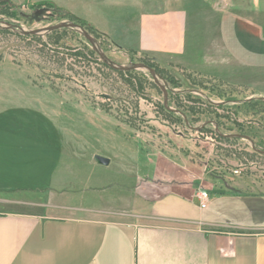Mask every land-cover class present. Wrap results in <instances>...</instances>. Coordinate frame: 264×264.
<instances>
[{"label": "crops", "instance_id": "crops-1", "mask_svg": "<svg viewBox=\"0 0 264 264\" xmlns=\"http://www.w3.org/2000/svg\"><path fill=\"white\" fill-rule=\"evenodd\" d=\"M118 1L129 7L115 29L85 20L121 50L216 78L218 62H229L215 58L222 51L200 57L189 43L193 0ZM200 3L223 18L228 54L242 60L250 53L245 60L264 65L261 0ZM250 34L243 43L240 36ZM22 58L0 56V264H264V192L198 184L202 177L189 165L157 159L150 190L146 180L136 186L144 202L120 209L59 191L57 137L29 95L45 88L31 83L29 56Z\"/></svg>", "mask_w": 264, "mask_h": 264}, {"label": "rangeland", "instance_id": "rangeland-1", "mask_svg": "<svg viewBox=\"0 0 264 264\" xmlns=\"http://www.w3.org/2000/svg\"><path fill=\"white\" fill-rule=\"evenodd\" d=\"M261 1L264 4V0ZM0 2L8 3L7 6L0 4V21L22 25L28 30L73 21L69 18V9L84 20L115 29L120 22L117 17L128 12L129 7L118 0ZM190 4L189 43L196 46V54L204 57L207 51H222L224 53L215 58L229 57V62H218L215 69L218 78L187 75L209 88L224 91L227 96L245 98L252 93L256 97L264 96V65L258 68L255 59L245 60L250 53L243 55L242 60L228 54L224 38L229 30L224 29L223 18L222 23L219 22L220 14L214 15L200 0ZM42 7H48L51 12L44 21H31L25 16ZM131 20L129 24L135 22L136 16ZM7 29L0 27V56L12 55L20 62L22 54L29 56L31 83L45 88L44 91L31 89L29 95L31 108L40 107L41 115L53 125L57 137L56 148L62 154L55 181L59 191H66L67 196L82 195L85 203L107 204L117 209L132 200H137L138 205L142 199L136 186L146 180L145 190L149 191L153 186L156 160L167 158L193 167L202 177L198 184L203 180L214 188L227 189L228 185L243 192H264V155L252 152L243 140H219L208 131L202 133L171 123L159 109L163 94L158 86L152 85L154 81L149 72L133 70L129 73L111 68L101 60L89 40L75 29L62 28L39 35ZM90 33L117 64L139 61V55L118 49L107 38ZM253 36L240 37L244 43L245 38L249 41ZM247 49L249 52L250 47ZM209 90L206 89V95ZM212 98L222 100L217 96ZM231 115L235 118L233 113ZM245 116L241 115L240 119L259 127L258 122H247L249 117ZM194 125L199 126L201 122ZM259 130L264 132L263 128ZM95 155L109 158L110 163L99 164Z\"/></svg>", "mask_w": 264, "mask_h": 264}, {"label": "trees", "instance_id": "trees-1", "mask_svg": "<svg viewBox=\"0 0 264 264\" xmlns=\"http://www.w3.org/2000/svg\"><path fill=\"white\" fill-rule=\"evenodd\" d=\"M1 4V2H0ZM7 2H2L1 5H6ZM9 8V7H8ZM1 9V8H0ZM23 14L22 12H20ZM10 14V13H9ZM69 18H71L74 22L81 24L84 26L87 30L92 32L93 34H96V36L101 38H107L111 44L116 46L118 49H120L106 34L99 31L95 26H93L91 23L87 22L84 19H81L74 14L70 13ZM6 31H12V29H7ZM134 54V52H131V54ZM136 54V53H135ZM146 56H140V59L143 60ZM161 69V68H159ZM164 71L166 69L163 68ZM160 71V70H159ZM129 73H132L134 71H128ZM168 73V71H166ZM189 80L192 84H195L203 89H210L208 95L209 96H217L221 99H225L226 93L219 89L209 88L206 84L200 83L196 80H192L189 75H187ZM165 77L170 80L173 87H181L182 83L177 80L175 77H173L170 73L165 75ZM142 82V81H141ZM154 87H157L154 82H152ZM141 88H144L143 85H141ZM181 96L177 95L173 98L172 104L177 103V107L183 109L187 115L189 116L192 124H197L201 121L208 120V119H214L219 123L220 129L224 133H230V132H239L250 135L257 143V145L264 150V132L262 130H259L260 128L264 129V99L260 100H253L247 104L243 105H224L220 106L221 108L225 109L227 112L222 114L217 112L216 106L206 99L193 94H188V99L192 103H190L187 106H184V104L179 100ZM181 99V98H180ZM161 111L166 114V117L169 119H172L175 122H179L180 124L186 126L182 120V118L172 112H169L165 109L163 105H161ZM231 111V112H230ZM233 113L236 118H241V115L244 117V115L248 116V120L252 121V124L254 122H258L260 125L259 127H256L254 125H246L241 122H239L237 119H234L231 114ZM261 115V116H259ZM245 116V117H246ZM258 117V118H257ZM204 131H214L211 126H208L204 129ZM219 139H222L219 137ZM228 140V139H227Z\"/></svg>", "mask_w": 264, "mask_h": 264}, {"label": "water", "instance_id": "water-1", "mask_svg": "<svg viewBox=\"0 0 264 264\" xmlns=\"http://www.w3.org/2000/svg\"><path fill=\"white\" fill-rule=\"evenodd\" d=\"M50 14H51V12H50L48 7H42V8L37 9L35 12L30 14L29 16L27 14H25V16L26 17L28 16L31 21L41 22V21H44L45 19H47ZM0 27L9 28V29L18 31V32L25 34V35L47 34V33L53 32L55 30L62 29V28H71V29L78 30L89 40L93 49L99 54L101 60L105 64L110 66L111 68H113L115 70H119V71L142 70L145 72H149L151 74V76L153 77L154 81L159 85V87L162 89V91L165 94V106L168 109H172L168 105V90H167L168 83L166 82L164 77L159 72H157V70L155 68L151 67L150 65H148L144 62H133V61H131L128 64H117L114 60H112L106 54L104 49L101 47L100 41L97 40L89 31H87L85 29L84 26H82L79 23H76L73 21H62V22H59L57 24H52V25L28 30L22 25H18L15 23H7L6 21H0ZM151 60L156 62L159 65H162L172 76H174L175 78L180 80L186 87L192 88V84H191L190 80L187 78V76H185V74L182 71H180L179 69H176L173 65H171V64H169V63H167V62H165V61H163V60H161L155 56H152ZM105 96L109 97L108 95H105ZM186 121L189 124L187 119H186ZM214 124L217 127L216 123H214ZM204 125H205V123L202 124V126H204ZM202 126H199V127L191 126V128H195L197 130H200L202 128ZM217 130H218V128H217ZM224 136L246 138L251 142L254 150H256L257 152L264 155V150L256 147L255 142L251 138H249L245 135H240V134L225 135L224 134ZM95 160L99 164H102V165H108L110 163V159L105 157V156H102V155H95Z\"/></svg>", "mask_w": 264, "mask_h": 264}, {"label": "flooded vegetation", "instance_id": "flooded-vegetation-1", "mask_svg": "<svg viewBox=\"0 0 264 264\" xmlns=\"http://www.w3.org/2000/svg\"><path fill=\"white\" fill-rule=\"evenodd\" d=\"M27 18H29V17L27 16ZM138 62H144V63L150 65L151 67L155 68V69L157 70V72H159V73L164 77V79L166 80V82L168 83V88H167V90H168V105H169V107L172 108V109H168V108L165 106V94H164V92L162 91V89L159 87V85H158V84L154 81V79H153L154 83L156 84V86H158V87L160 88L161 93L163 94V101H162V103L159 104V105H160V106H159V109H161V105H163L167 111L172 112V113H174V114L180 116V117L182 118L184 124L186 125L185 127H187V128H191V126H193V127H199V126H202V124L205 123V125L202 126V128L199 130V131H201L202 133L205 132L204 129H205L206 127L211 126V127L213 128L214 131H208V132L212 133L217 139H219V137L222 138V139H219V140H227V139H228L227 141L243 140V141H245V142L248 144V146L250 147V149H251L252 152L256 151V150H254V148H253L251 142H250L248 139H246V138H241V137H227V136H224V134H225V135H229V134H240V135H245V136L251 138V139L255 142L256 147L260 148L259 146H257L256 141H255L250 135H248V134L239 133V132H230V133H224V132H222L221 129H220L219 123H218L216 120H214V119H208V120L201 121V125H199V126H196V125L192 124V123H191V120H190V118H189V116L187 115V113H186L183 109L177 107V103L172 104V101H173V98H174L175 96L180 95V96H181V97H180L181 99L179 98V100L184 104V106H187V105H189L190 103H192V102L189 101V99H188V94L198 95V96H200V97L206 99V100L209 101L210 103L214 104V105L216 106L217 112L224 114V113H226L227 111H226L225 109L221 108L220 106H224V105H231V106L243 105V104H247V103H249V102H251V101H253V100L264 99V96H257V97H256V96H253V93H252L250 96H246L245 98H237V97H234V96H227V95H226L227 98L222 99V100H220V101H216V100H214L211 96L205 94V91H206L205 89L200 88L199 86H197V85H195V84H192V83H191V84H192V88H188V87H186V86H185V85L179 80V81L182 83V86H181V87H173L172 84H171V82H170V80H168V79L164 76V74H163V73H165V71L163 70L164 67H163L162 65H159V64H157L156 62L152 61V60H151V57L146 56L143 60H139ZM161 67H162V69H159V68H161ZM164 69H165V68H164ZM159 70H160V71H159ZM166 71H167V70H166ZM168 73H169V72H168ZM183 73H184V72H183ZM184 74H185V76H187L186 73H184ZM166 75H167V74H166ZM173 77H174V76H173ZM152 78H153V77H152ZM187 78H188V76H187ZM176 79H177V78H176ZM188 79H189V78H188ZM177 80H178V79H177ZM190 82H191V81H190ZM219 90H220V89H219ZM167 119H168L171 123H177V124H180L179 122H175V121H173L172 119H169V118H167ZM186 119L188 120L189 124L187 123ZM234 119H237L239 122L248 125L245 121L241 120L240 118H236V117H235ZM247 122H249L250 124L252 123V121H250V120H247ZM214 123H216L217 127L215 126ZM217 128H218V130H217ZM194 129H195V128H194ZM206 132H207V131H206ZM260 149H261V148H260ZM262 150H263V149H262ZM256 152H257V151H256ZM260 154H261V153H260Z\"/></svg>", "mask_w": 264, "mask_h": 264}, {"label": "built area", "instance_id": "built-area-1", "mask_svg": "<svg viewBox=\"0 0 264 264\" xmlns=\"http://www.w3.org/2000/svg\"><path fill=\"white\" fill-rule=\"evenodd\" d=\"M223 1H225V0H223Z\"/></svg>", "mask_w": 264, "mask_h": 264}]
</instances>
